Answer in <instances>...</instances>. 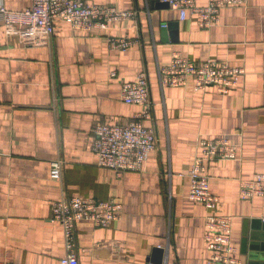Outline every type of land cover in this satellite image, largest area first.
Returning <instances> with one entry per match:
<instances>
[{"label": "crops", "instance_id": "0c3cea01", "mask_svg": "<svg viewBox=\"0 0 264 264\" xmlns=\"http://www.w3.org/2000/svg\"><path fill=\"white\" fill-rule=\"evenodd\" d=\"M134 19L89 32L60 23L49 46L30 47L6 36L0 23V264H59L63 229L49 221L51 204L65 197L122 203L108 227L78 222L74 234L80 264H206L207 216L189 198L188 173L203 138L227 135L238 160L206 162L218 212L232 217V238L242 264H264V197L243 200L241 184L264 173V0L225 7L220 21L202 28L198 17L162 0H85ZM21 11L32 0H0ZM206 6L208 0H196ZM163 24L167 25L163 28ZM111 36L139 42L123 51ZM175 52L244 70L227 95L215 87L197 91L161 82ZM148 73L157 148L143 169L122 176L99 167L92 150L97 123L127 124L141 110L122 100V84ZM63 161L60 181L51 164Z\"/></svg>", "mask_w": 264, "mask_h": 264}, {"label": "built area", "instance_id": "2783aa9c", "mask_svg": "<svg viewBox=\"0 0 264 264\" xmlns=\"http://www.w3.org/2000/svg\"><path fill=\"white\" fill-rule=\"evenodd\" d=\"M170 9L179 13L181 20L188 12L198 17L202 28H211L219 23L223 8L242 4L243 0H208L206 6H198L196 0H162ZM137 10H119L111 5L87 3L85 0H32V6L21 11L10 10L0 4V23L6 36H18L25 46H49L60 23L72 29L89 32L95 28L106 30L112 23L134 19ZM163 28L167 25L163 24ZM139 41L128 36H111L109 46L127 50ZM161 82L168 86H186L193 80L197 91L215 87L218 93L229 94L239 86L244 70L225 63L208 60L197 63L178 52L172 57L169 67L163 69ZM122 100L127 105H137L141 110L127 124L97 123L93 127L92 150L97 155L99 167L112 170L122 176L143 169L158 145L153 126L145 121L152 117L151 89L148 73L143 70L135 81L122 84ZM201 155L195 157L188 173L190 178L189 198L203 204L211 213L207 216L205 234L210 257L206 264H242L238 247L232 238V217L218 212L219 196L211 190L206 174V162L238 160L239 145L227 135L203 138L199 143ZM63 161L51 164L50 177L60 181ZM243 200L264 197V173H256L252 180L241 184ZM123 205L113 199L100 200L85 197H65L52 205L51 223L63 229L65 255L59 264H80L75 241V226L78 222L90 221L97 227H108L121 216Z\"/></svg>", "mask_w": 264, "mask_h": 264}, {"label": "water", "instance_id": "95a60500", "mask_svg": "<svg viewBox=\"0 0 264 264\" xmlns=\"http://www.w3.org/2000/svg\"><path fill=\"white\" fill-rule=\"evenodd\" d=\"M165 4L168 5L167 3ZM156 253H162V251L160 249L154 250V258L149 259L150 264H163L164 262L162 258H158V259H156L157 257L155 258Z\"/></svg>", "mask_w": 264, "mask_h": 264}, {"label": "trees", "instance_id": "16d2710c", "mask_svg": "<svg viewBox=\"0 0 264 264\" xmlns=\"http://www.w3.org/2000/svg\"><path fill=\"white\" fill-rule=\"evenodd\" d=\"M107 169V168H106ZM60 200V199H59ZM59 200H57V201H59ZM54 202H56V201H54ZM53 202V203H54ZM53 203L51 204V212H52V205H53ZM51 216V215H50ZM50 218V217H49ZM50 221V220H49ZM90 222V221H89ZM54 224V223H53Z\"/></svg>", "mask_w": 264, "mask_h": 264}]
</instances>
